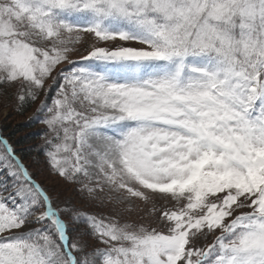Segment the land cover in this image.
I'll list each match as a JSON object with an SVG mask.
<instances>
[{"label":"snow or ice","instance_id":"6c2138e0","mask_svg":"<svg viewBox=\"0 0 264 264\" xmlns=\"http://www.w3.org/2000/svg\"><path fill=\"white\" fill-rule=\"evenodd\" d=\"M0 104V264H264V0H0Z\"/></svg>","mask_w":264,"mask_h":264},{"label":"rangeland","instance_id":"374dc122","mask_svg":"<svg viewBox=\"0 0 264 264\" xmlns=\"http://www.w3.org/2000/svg\"><path fill=\"white\" fill-rule=\"evenodd\" d=\"M14 115L15 112H13L11 108L6 109L3 107L2 104H0V124H2L5 127L12 126L14 130L19 128L20 126L23 127L26 124L28 118L21 119V118H17ZM35 130H40V126H38ZM36 167H43L44 169L43 175L38 177V179L41 180V182H43L46 187L51 188L58 186L60 184L59 178L50 174L46 166L41 164V165H37Z\"/></svg>","mask_w":264,"mask_h":264},{"label":"trees","instance_id":"16d2710c","mask_svg":"<svg viewBox=\"0 0 264 264\" xmlns=\"http://www.w3.org/2000/svg\"><path fill=\"white\" fill-rule=\"evenodd\" d=\"M35 108V105H33L31 108H29L27 111H25L22 115L21 114H17L15 113L14 116H16L17 118H21V119H25V118H28V116L32 113V110ZM38 127V125H31V126H23V127H19V131L15 133V135H12L10 136V138L13 140V141H17V140H20L27 132L28 133H36L38 132L39 130H35L36 128ZM0 130H2L6 135L7 134H11L13 133L15 130L13 129L12 126H9V127H5L3 126L2 124H0ZM39 142V138L38 137H33L32 140L30 141H26L25 143H38Z\"/></svg>","mask_w":264,"mask_h":264}]
</instances>
